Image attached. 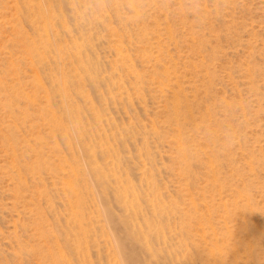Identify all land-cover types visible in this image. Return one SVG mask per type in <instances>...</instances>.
Wrapping results in <instances>:
<instances>
[{
    "label": "rangeland",
    "instance_id": "obj_1",
    "mask_svg": "<svg viewBox=\"0 0 264 264\" xmlns=\"http://www.w3.org/2000/svg\"><path fill=\"white\" fill-rule=\"evenodd\" d=\"M36 1L0 0V264H264V0Z\"/></svg>",
    "mask_w": 264,
    "mask_h": 264
},
{
    "label": "bare ground",
    "instance_id": "obj_2",
    "mask_svg": "<svg viewBox=\"0 0 264 264\" xmlns=\"http://www.w3.org/2000/svg\"><path fill=\"white\" fill-rule=\"evenodd\" d=\"M36 1V0H35ZM36 3H37V1H36ZM131 3H133V2H127V4H130V5H132ZM29 4V3H28ZM72 4V3H71ZM36 6V5H35ZM39 6V5H38ZM49 6H47V8H48ZM36 9H39V7H37ZM36 9H34L35 11H36ZM29 10V9H28ZM45 10V9H44ZM132 12V11H131ZM183 12V11H182ZM50 13V12H49ZM40 14L41 15H43L41 12H40ZM54 14V13H53ZM48 15V14H47ZM49 17H50V15H48ZM43 17V18H42ZM41 18L44 20V22H45V20H48L49 21V18L47 19V18H45V16H42ZM52 17H54V15L52 16ZM52 19V18H51ZM57 21V20H56ZM15 22V21H14ZM54 24V23H53ZM41 25H42V22H41ZM46 27H47V25H46ZM51 30V29H50ZM42 31V30H41ZM46 31V30H45ZM171 32V31H170ZM169 34V33H168ZM157 40V39H156ZM46 45V44H45ZM33 46V45H32ZM49 46V45H48ZM36 53V52H35ZM155 53V52H154ZM38 55H40V54H38ZM150 56V55H149ZM148 56V57H149ZM158 57V56H157ZM122 59V58H121ZM151 60V59H150ZM80 65H81V63H80ZM167 69V68H166ZM246 69V68H245ZM246 72V71H245ZM37 73V72H36ZM249 73V72H248ZM62 76V75H61ZM39 78V77H38ZM37 78V79H38ZM136 78V77H135ZM40 82V81H39ZM186 82V81H185ZM19 84V83H18ZM34 84V83H33ZM70 84V83H69ZM35 85V84H34ZM62 85V84H61ZM162 85V84H161ZM158 87V86H157ZM166 88V87H165ZM177 88V87H176ZM57 89V91H59L60 93H64L65 92V90H64V86L63 87H58V88H56ZM44 91V90H43ZM62 91V92H61ZM45 92V91H44ZM165 92V91H164ZM163 93V92H162ZM167 93V92H166ZM170 94V93H169ZM166 95V94H165ZM182 95V94H181ZM50 96V95H49ZM166 97V96H165ZM173 97V96H172ZM178 96H176V98H177ZM85 98V97H84ZM44 99V98H43ZM46 99H47V97H46ZM50 99V98H49ZM47 101V100H46ZM176 101V100H175ZM46 103V102H45ZM177 103V102H176ZM175 106V105H174ZM173 106V107H174ZM162 107V106H161ZM178 107H180V106H178ZM169 110V109H168ZM175 110V109H174ZM170 112V111H169ZM168 112V113H169ZM20 113V112H19ZM171 113V112H170ZM175 113V112H174ZM45 114V113H44ZM159 114V113H158ZM54 115V114H53ZM73 115V114H72ZM174 115H177V114H174ZM44 116H46V115H44ZM48 117V116H47ZM50 118V117H49ZM46 119V118H45ZM62 119V118H61ZM48 120V119H47ZM58 120H60V119H58ZM172 120V119H171ZM43 122H44V120H42ZM176 121V120H175ZM178 122V121H177ZM176 122V123H177ZM47 123V122H46ZM53 123H55V121H53ZM53 123H51V127H52V124ZM61 123V122H60ZM149 123V122H148ZM170 123H172V122H170ZM56 124V123H55ZM46 125H48V124H46ZM61 125V124H60ZM16 126V125H15ZM54 126V125H53ZM57 126V127H56ZM154 126V125H153ZM59 126L58 125H55V129H57V130H61L60 128H58ZM53 128V127H52ZM54 128H53V131H54ZM155 128V127H154ZM56 131V130H55ZM65 133H66V131H64ZM67 132H68V130H67ZM62 133V132H61ZM38 134V133H37ZM64 134V133H63ZM52 136V135H51ZM54 143H57V142H54ZM171 143V142H170ZM44 144V143H43ZM50 144H52V143H50ZM69 144V143H68ZM48 145V144H47ZM52 146V145H51ZM74 146V145H73ZM180 146V145H179ZM48 147H49V145H48ZM56 148V147H55ZM14 150V149H13ZM51 150V149H50ZM74 151V150H73ZM183 151H185V150H183ZM198 151V150H197ZM12 152V151H11ZM14 152V151H13ZM58 153V152H57ZM183 153V152H182ZM186 153V152H185ZM39 154V153H38ZM74 155H75V153H73ZM91 154V153H90ZM14 155V154H13ZM93 155V154H92ZM35 156V155H34ZM185 156V155H184ZM213 156V155H212ZM76 157V156H75ZM65 158V157H64ZM93 158V157H92ZM42 159V158H41ZM61 161V160H60ZM66 163V162H65ZM71 164H72V162H71ZM188 164V163H187ZM57 165H58V163H57ZM75 165V164H74ZM39 167V166H38ZM74 167V166H73ZM53 169V168H52ZM58 169V168H57ZM61 169V168H60ZM64 169H65V167H64ZM49 171V170H48ZM58 171H60V170H58ZM67 171V170H66ZM72 171V170H71ZM93 171V170H92ZM64 174V173H63ZM66 174V173H65ZM69 174H70V172H69ZM67 175V174H66ZM62 176V175H61ZM68 176H70V175H68ZM67 176V177H68ZM63 177H65L64 175H63ZM67 177H65V178H67ZM72 177V176H71ZM79 177V176H78ZM66 181V180H65ZM64 182V181H63ZM69 182V181H68ZM65 183V182H64ZM69 185V184H68ZM64 186V185H63ZM73 190V189H72ZM74 192V191H73ZM77 192V191H76ZM125 198V197H124ZM131 204V203H130ZM70 216V215H69ZM78 221V220H77ZM152 225V224H151ZM158 227V226H157ZM74 233V232H73ZM72 234V233H71ZM75 235V234H74ZM249 249V248H248ZM180 254V253H179ZM185 255V254H184Z\"/></svg>",
    "mask_w": 264,
    "mask_h": 264
}]
</instances>
